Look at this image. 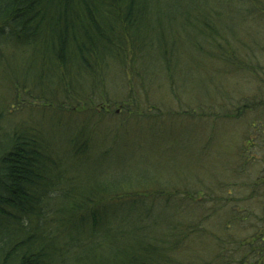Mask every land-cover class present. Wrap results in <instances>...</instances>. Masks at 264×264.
Instances as JSON below:
<instances>
[{
    "label": "trees",
    "instance_id": "obj_1",
    "mask_svg": "<svg viewBox=\"0 0 264 264\" xmlns=\"http://www.w3.org/2000/svg\"><path fill=\"white\" fill-rule=\"evenodd\" d=\"M227 1L0 0V264H261L264 216L249 235L213 233L217 251L207 257L196 242L212 230L202 220L223 211L212 224L243 230L241 199L217 194L207 181L213 189L200 196L207 188L183 172L178 181L160 178L164 166L146 162L142 143L147 133L182 129L183 115L203 128L196 115L215 124L240 119L246 102L263 106L253 101L264 95L259 56L250 38L234 32L262 20L224 24L228 10L219 20L214 9ZM245 1L264 9L260 0ZM219 61L232 72L213 73ZM189 62L197 83L188 79ZM223 75L251 92L236 88L234 95ZM197 89L203 102L228 98L233 112L216 118L212 108L182 113L172 105L169 121L152 99L159 91L194 98ZM139 121L151 129L146 135L132 126ZM263 131L252 130L247 152L231 154L240 173L259 161L248 148ZM210 143L200 146L204 154ZM159 144L149 146L160 151ZM117 150L120 163L110 167ZM222 186L230 191L232 183Z\"/></svg>",
    "mask_w": 264,
    "mask_h": 264
},
{
    "label": "rangeland",
    "instance_id": "obj_2",
    "mask_svg": "<svg viewBox=\"0 0 264 264\" xmlns=\"http://www.w3.org/2000/svg\"><path fill=\"white\" fill-rule=\"evenodd\" d=\"M215 2H212L210 5L213 6ZM260 2L262 5H264V0H260ZM215 8L216 9H214V17H218V19L222 17V10H228L231 18L229 19L228 14L225 11L226 14L221 18L224 24H230V20L232 21L235 18H238L237 21H239L240 19L244 18V16L246 17V19H251L252 23H255L257 20H262L261 24L251 28L250 31L255 32V34L248 31L244 24L241 29H239L238 27L234 32H237L240 37L244 36L251 39L249 41L253 44L254 51L257 56H259L258 68L260 71V78L264 83V9H258L255 5L250 6L248 4V1L245 0L227 1L226 4L215 5ZM199 15L202 16V13H199ZM180 26L181 25L177 23L174 27V31ZM231 28L232 26H230V29ZM224 33H231V31L227 29L224 31ZM178 54L181 55L182 52L179 51ZM182 57H184L183 54ZM188 64V67L190 69V75L188 79L190 83H197V65L193 62H189ZM227 65L222 61H219V63L216 64L213 63V73H215L219 69L224 71V69L226 68L228 71L226 73L232 72L230 68L233 67ZM222 82L231 86V91L234 95L236 94V88L247 93L251 92L247 88L246 82L241 79L226 77V75H223ZM262 86L264 87V85ZM198 94L199 91L197 89L196 95L194 96V98H192L194 93L192 91H187L185 92L184 100H172L173 98L171 96L173 94H169L168 91H159L152 94V99H158L155 105L162 108L164 112L163 114H167L169 117H172L169 119V121L173 119V116H170L167 111L172 107V105L173 108H177V110L182 113H186L189 110H191L192 112L193 109H196L197 111L195 113H197L198 111L203 112L208 108H212L214 113H218V116H215L216 118L222 117L221 112H224L225 114H231L233 112L231 108L236 105L231 103L228 98H224L223 96L211 97L212 100H210L209 98V100L205 98V102H203L202 98L197 97ZM257 97L259 98H256L253 101L264 103L263 94L260 93V96ZM237 98L238 96L232 97V100L234 102H238ZM117 107L119 106H115L114 108L116 109ZM242 114L243 116L237 121H232V119H229L228 117L227 119L225 117L224 119H220L221 121L215 124H212V121L209 119L210 117L196 115L195 117H199L198 120H205L202 124L203 128L197 126L198 124L196 123V121H187L185 119V115L181 117L178 116L179 118H181L180 121L182 124V126L178 124V127H182V129L174 130L172 132L165 131V129V133H163V131L158 136H154L152 133H147L151 129L140 126L139 124L142 125V123H140L141 121L136 122L132 125L138 126V134H141L143 132V134L146 135L147 133V138L142 141L146 150L145 153H147L146 162L151 166L153 165V167L158 163L164 166L160 178L167 177V179L169 180L171 179L174 181H178L180 180V178L178 177L177 173L181 175L183 172L184 178L188 177L190 174L193 176V184H195L196 181V184L198 183V185H202L207 188L200 189V196L215 188L219 189L217 191V194H229L241 199V205L243 207L242 211H244L243 213L245 217L243 223L239 226L242 227L243 230L233 228H230V230H226L225 226L223 225L217 226L212 224L211 218L216 217L217 220H220L219 216L223 213V211H219L216 215L211 216L208 222H206V219L202 220V222L206 224V228L204 230L208 231L209 227L214 230L203 233L196 239L197 243L201 241V245H199V247H201V250L204 251L206 256L209 258H212L214 253L217 251L215 241L210 239V237H213V233H216V231H219L220 229V231L223 233L232 232L234 234H237L235 235L236 237L244 236L246 233L247 235H249L258 228L261 222V218L262 216H264L263 176L258 181L251 184V180L253 178L256 180L257 174L264 173V145L263 148L256 147L259 146L260 143L264 144V131L260 136H256L254 134L256 137V145L252 148H248V154H253L254 150L255 152H257L256 155L260 159L258 162H251L247 164L246 171L244 173H240L235 168L236 159L231 155L232 153L239 152L242 148L244 152H247L246 146L249 144L248 141L253 135L252 130H264V104L261 108L258 107V110H256L246 102ZM184 123H186L188 126H186ZM168 128H170V126ZM211 129H213V140H211V138L209 139L212 134ZM159 141H161L162 144H159ZM176 141H179L178 144H182L179 146H175ZM209 141H211L209 146L210 151L207 154H204L205 152L201 150L202 147L200 146L204 144L208 145ZM150 142L158 143L159 146H156V148L162 150L156 151L153 147L149 146ZM169 149H173V151ZM174 150H176V153ZM119 152L120 150H117L116 158L114 160L109 159L106 164H109L111 167V165L120 163V160L118 159V157L120 156V154H118ZM125 159L129 160V156H125ZM134 161L130 162V164H140L139 160ZM198 164L202 165V167L200 168ZM151 166H148L149 171H153V168ZM184 166H190L191 171L187 168H183ZM227 180L232 183V187H228L230 191L222 186V182H227ZM206 181L208 182V184L212 185L213 188H210ZM245 181L249 182V185H247ZM236 182L238 184H236ZM252 192H254L253 197L251 195ZM232 200L230 201V203L232 202ZM196 214L197 216H200V209L196 211ZM261 232L263 233L262 236H264V228H261ZM250 242L253 243L251 239ZM262 250L263 255L261 264H264V248Z\"/></svg>",
    "mask_w": 264,
    "mask_h": 264
}]
</instances>
